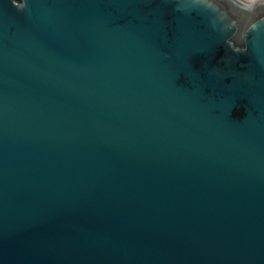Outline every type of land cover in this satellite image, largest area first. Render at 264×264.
Wrapping results in <instances>:
<instances>
[{
    "label": "water",
    "instance_id": "water-1",
    "mask_svg": "<svg viewBox=\"0 0 264 264\" xmlns=\"http://www.w3.org/2000/svg\"><path fill=\"white\" fill-rule=\"evenodd\" d=\"M0 264H264V0H0Z\"/></svg>",
    "mask_w": 264,
    "mask_h": 264
},
{
    "label": "clouds",
    "instance_id": "clouds-1",
    "mask_svg": "<svg viewBox=\"0 0 264 264\" xmlns=\"http://www.w3.org/2000/svg\"><path fill=\"white\" fill-rule=\"evenodd\" d=\"M247 3L251 4V3H254L255 0H246Z\"/></svg>",
    "mask_w": 264,
    "mask_h": 264
},
{
    "label": "bare ground",
    "instance_id": "bare-ground-1",
    "mask_svg": "<svg viewBox=\"0 0 264 264\" xmlns=\"http://www.w3.org/2000/svg\"><path fill=\"white\" fill-rule=\"evenodd\" d=\"M240 1L243 2V3H245V4H249V3L245 2L244 0H240ZM257 1H259V0H255V2H257ZM251 4H253V3H251Z\"/></svg>",
    "mask_w": 264,
    "mask_h": 264
},
{
    "label": "rangeland",
    "instance_id": "rangeland-1",
    "mask_svg": "<svg viewBox=\"0 0 264 264\" xmlns=\"http://www.w3.org/2000/svg\"><path fill=\"white\" fill-rule=\"evenodd\" d=\"M246 2V0H244Z\"/></svg>",
    "mask_w": 264,
    "mask_h": 264
}]
</instances>
